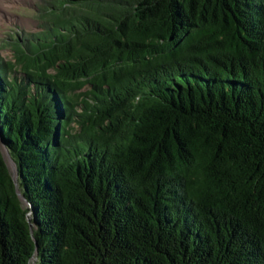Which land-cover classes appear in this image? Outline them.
<instances>
[{"label":"trees","instance_id":"1","mask_svg":"<svg viewBox=\"0 0 264 264\" xmlns=\"http://www.w3.org/2000/svg\"><path fill=\"white\" fill-rule=\"evenodd\" d=\"M43 1L0 56V264H264V0Z\"/></svg>","mask_w":264,"mask_h":264},{"label":"rangeland","instance_id":"2","mask_svg":"<svg viewBox=\"0 0 264 264\" xmlns=\"http://www.w3.org/2000/svg\"><path fill=\"white\" fill-rule=\"evenodd\" d=\"M43 2V0H0V56L5 60L14 59V53L10 47L12 38L17 39L20 36V39H25L30 34L41 31ZM85 90L87 88L83 91ZM73 126L75 130H79L75 123ZM1 145L9 166L16 175V169L9 160L2 142Z\"/></svg>","mask_w":264,"mask_h":264},{"label":"water","instance_id":"3","mask_svg":"<svg viewBox=\"0 0 264 264\" xmlns=\"http://www.w3.org/2000/svg\"><path fill=\"white\" fill-rule=\"evenodd\" d=\"M7 153H8V157H9V160L13 163L15 169H16V175H14L15 179L17 178V175H18V170H17V165L16 163L13 161L14 159L11 157L9 151L6 149ZM6 160H7V157L5 156Z\"/></svg>","mask_w":264,"mask_h":264},{"label":"bare ground","instance_id":"4","mask_svg":"<svg viewBox=\"0 0 264 264\" xmlns=\"http://www.w3.org/2000/svg\"><path fill=\"white\" fill-rule=\"evenodd\" d=\"M36 262V259H34V261L32 263H35Z\"/></svg>","mask_w":264,"mask_h":264}]
</instances>
